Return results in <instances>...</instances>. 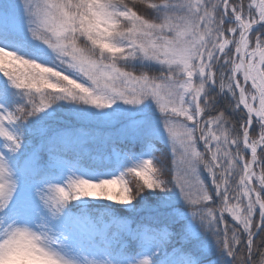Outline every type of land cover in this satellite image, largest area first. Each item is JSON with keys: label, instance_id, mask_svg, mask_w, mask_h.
I'll return each instance as SVG.
<instances>
[{"label": "snow or ice", "instance_id": "snow-or-ice-1", "mask_svg": "<svg viewBox=\"0 0 264 264\" xmlns=\"http://www.w3.org/2000/svg\"><path fill=\"white\" fill-rule=\"evenodd\" d=\"M0 264H264V0H0Z\"/></svg>", "mask_w": 264, "mask_h": 264}]
</instances>
